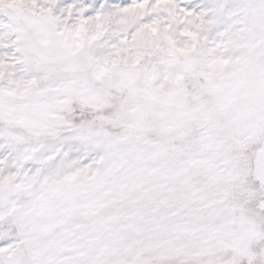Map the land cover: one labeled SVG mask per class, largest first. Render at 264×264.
Segmentation results:
<instances>
[{
    "label": "snow or ice",
    "instance_id": "6c2138e0",
    "mask_svg": "<svg viewBox=\"0 0 264 264\" xmlns=\"http://www.w3.org/2000/svg\"><path fill=\"white\" fill-rule=\"evenodd\" d=\"M0 264H264V0H0Z\"/></svg>",
    "mask_w": 264,
    "mask_h": 264
}]
</instances>
